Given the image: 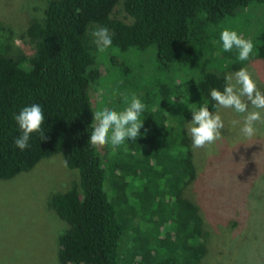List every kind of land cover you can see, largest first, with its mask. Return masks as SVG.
Segmentation results:
<instances>
[{
  "label": "trees",
  "instance_id": "obj_1",
  "mask_svg": "<svg viewBox=\"0 0 264 264\" xmlns=\"http://www.w3.org/2000/svg\"><path fill=\"white\" fill-rule=\"evenodd\" d=\"M256 3L264 8V0H46L42 17L26 23L19 45L13 29L0 21V180L56 153L77 171L76 183L49 202L67 223L57 239L60 264H202L205 222L183 190L201 171L210 175L211 165L224 169L225 156L214 147L209 160L192 147L190 108L206 101L212 110L211 89L222 90L227 71L242 65L233 62L236 49L225 52L219 45L225 66L208 49L225 27L252 39L264 70V13L235 25L237 13H248ZM95 26L107 27L112 35L107 69L121 67L151 113L143 135L111 148L108 161L100 147L88 143L96 111L90 88L102 76L90 35ZM149 49L148 68L120 62L128 51ZM192 64L196 72L189 76L185 69ZM122 101L121 96L117 102ZM32 104L42 107L47 139L32 133L30 147L22 151L14 144L21 132L13 116ZM162 155L166 160L159 164ZM221 169L206 182L217 191H225ZM137 178L143 182L133 208L128 186ZM217 212L233 219L239 230L245 226L225 192Z\"/></svg>",
  "mask_w": 264,
  "mask_h": 264
},
{
  "label": "rangeland",
  "instance_id": "obj_2",
  "mask_svg": "<svg viewBox=\"0 0 264 264\" xmlns=\"http://www.w3.org/2000/svg\"><path fill=\"white\" fill-rule=\"evenodd\" d=\"M45 4L46 0H0V21L13 29L16 45L21 44L19 35L26 23L33 18L42 17ZM260 6H263L262 3L251 5L248 13L240 10L236 15V27L247 19H256L258 13L262 17L264 8L260 10ZM120 9L117 8L118 11ZM221 44L219 33L212 37L208 49L215 55L216 62L225 66L227 60L223 57L224 54H220ZM150 50L144 53L128 51V54L120 58V62L125 61L134 68H148L152 61ZM200 54L201 49L196 47L195 57ZM94 57L102 71L97 84L90 88L96 111L105 107L123 109L124 101L117 102L118 99L120 101L121 96L136 94L137 88L131 84L129 76L121 71V67L107 69L105 52L96 51ZM233 62H242L238 59V54ZM242 67L252 73L257 87L264 92V70L261 60L255 58L254 52L248 61L242 62L240 68ZM240 68L228 70L227 74L235 73ZM185 70L189 76H193L196 66L192 64ZM137 73L139 71L134 72L135 77ZM194 107L198 108L196 104ZM146 108L141 115V129L148 126L151 120V113H146ZM249 109L251 110V105ZM221 115L225 124L222 139L210 148L198 149V154L207 156L210 160L215 155V147L225 156L224 169H221V162L218 163L220 168L211 165L213 170H210V175L207 170L201 171L183 190V195L199 206L205 222L207 253L202 264H264V124L258 122L256 135L252 139H246L240 134L239 126L233 128L229 123L232 119H242L240 114L232 109H221ZM111 148L114 149L111 144L100 147L107 161L112 158L108 154ZM161 157L159 164L166 160L163 155ZM220 169L224 170V183L221 186H225V191H217L211 182V186L206 185L209 179L213 182L212 177L219 176L220 172L218 174L217 171ZM143 170L144 167L140 169ZM77 180V171L65 165L61 153L42 158L31 170L0 180V264H60L57 258V239L67 223L49 205L50 197L67 190ZM142 182L138 178L129 180V204L133 208L137 207L134 196ZM224 192L227 201L232 202L236 215L244 218L245 226L241 230L233 225V219L217 212ZM124 239H127L125 234L120 241L122 248L126 244Z\"/></svg>",
  "mask_w": 264,
  "mask_h": 264
},
{
  "label": "clouds",
  "instance_id": "obj_3",
  "mask_svg": "<svg viewBox=\"0 0 264 264\" xmlns=\"http://www.w3.org/2000/svg\"><path fill=\"white\" fill-rule=\"evenodd\" d=\"M90 35L100 53L106 52L113 46L112 35L107 27L95 26ZM220 41L223 51L230 52L236 49L238 59L242 62L248 61L253 55L252 39L245 38L236 30L225 27L220 33ZM224 81L222 90L213 88L210 91L211 100L214 101L212 110L209 109L206 101L202 102L198 108H190L192 118L187 125V133L191 137L194 149L210 148L222 139L225 124L221 109H232L242 116V119H232L229 123L233 128L239 126L240 134L246 139H252L256 135L258 122L264 124V115H262L264 92L257 87L252 73L242 67L235 73L226 74ZM124 105L125 107L121 110L105 107L92 112L94 123L88 140L92 147L111 144L115 148L124 145L126 140L136 141L138 136L143 135L140 132L143 126L141 115L146 105L135 93L124 96ZM13 118L21 132L14 140L18 149L23 151L30 147L29 140L32 133H39L41 140L47 139L41 127L45 116L39 104L24 106L18 114H14Z\"/></svg>",
  "mask_w": 264,
  "mask_h": 264
}]
</instances>
